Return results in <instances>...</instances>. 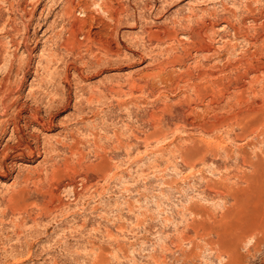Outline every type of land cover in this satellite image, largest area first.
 I'll return each mask as SVG.
<instances>
[{
    "label": "rangeland",
    "instance_id": "rangeland-1",
    "mask_svg": "<svg viewBox=\"0 0 264 264\" xmlns=\"http://www.w3.org/2000/svg\"><path fill=\"white\" fill-rule=\"evenodd\" d=\"M0 264H264V0H0Z\"/></svg>",
    "mask_w": 264,
    "mask_h": 264
},
{
    "label": "bare ground",
    "instance_id": "bare-ground-1",
    "mask_svg": "<svg viewBox=\"0 0 264 264\" xmlns=\"http://www.w3.org/2000/svg\"><path fill=\"white\" fill-rule=\"evenodd\" d=\"M86 13V12H85ZM111 15V14H110ZM75 31V30H74ZM88 38V37H87ZM89 40V39H88ZM35 123L41 127H44V123L41 118L34 116ZM10 150V149H9Z\"/></svg>",
    "mask_w": 264,
    "mask_h": 264
}]
</instances>
